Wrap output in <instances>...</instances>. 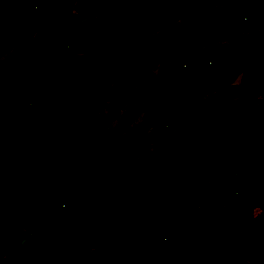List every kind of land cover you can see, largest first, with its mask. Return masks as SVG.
Segmentation results:
<instances>
[{"label": "trees", "instance_id": "obj_1", "mask_svg": "<svg viewBox=\"0 0 264 264\" xmlns=\"http://www.w3.org/2000/svg\"><path fill=\"white\" fill-rule=\"evenodd\" d=\"M73 1L75 0H55L51 4L34 7L22 17L6 19L1 30L0 50L18 45L30 24L35 20L74 13L76 9L71 5ZM201 2L203 0H170L169 2L129 0L127 7L132 11L131 16L97 15L93 20L90 40L85 42L77 39L75 41L76 44L83 45L88 52L93 97H98L104 87H108L106 103L109 113L107 116L103 112L106 105L104 100L98 102L96 99L88 105L86 111L77 117V120L86 122L93 143L102 134L109 132L119 134L124 129H130L131 136L141 140L140 145L153 143L157 148L169 150L196 135L199 124L198 126L195 123L190 124L191 96H174L163 104H156L153 99L167 78L181 64L169 63L167 73L155 77H147L146 70L148 64L155 60V55L149 54L148 26L151 22L158 28L170 31V37H174L177 33H185L184 4L198 3L199 5ZM96 7L93 3V9ZM91 12L92 8L89 7V11L84 14ZM220 17H225V13L220 14ZM198 18L203 24L199 35L214 31L216 25L209 27L208 24L211 21L216 23V18L212 20L208 17L203 19L199 16ZM230 26L231 23H227L225 27ZM22 52H27L25 47L17 50L15 64L20 62ZM32 52L36 62L38 52L35 50ZM248 55V49L238 50L233 59L226 62L228 66L225 67L215 65L211 68L209 63L200 64L206 72V81L197 85L194 97L197 102H200L205 92L229 89L231 78L239 74L241 68H244L243 83L234 85L238 91L233 92V95L242 96L244 100L242 98V101L238 103L229 100V103L225 104L219 113L213 115L212 122L216 124L209 132L226 126L228 130L235 129L243 133L246 128L239 125L228 127L225 122L232 114L237 113L240 107H244L248 116L258 121L256 127L250 128L248 137L253 145L257 137L264 133V108L258 101L260 96H264V72L262 70L264 62L261 64L258 61L253 62V68L249 70L246 61ZM138 59L139 62L136 63ZM48 75L56 82L74 78L73 74L67 72L63 66L47 67L34 77L37 80L39 76L37 81H42ZM137 81H143L141 94L151 89L155 92L149 93L151 98L141 103L139 107L128 109L129 89ZM5 91V73L0 69L1 98ZM58 92L59 89H52L51 96L38 95V98L33 101L37 111L31 115L22 114L18 117L7 115L0 118V166L6 167L14 178L13 181H9V188H14L16 192V204L23 206L29 183L33 177H37L46 189L45 201L50 202L52 193L60 192L58 182L62 174L69 173L73 165L79 163L82 168L80 171L90 176L91 181L100 190L101 197L99 200H95L91 195H76L67 198V201L78 200L80 207V214L73 224H65L59 218L44 215L25 216L19 219L16 215L12 216L15 212L8 207L0 208V223L30 231L33 239L38 238L40 234H44L48 241L64 239L61 264H105L108 260L109 249L112 246L115 247L117 240L127 234L126 227H132L140 221L159 224L161 227L164 225L172 227L178 224L180 231H182L183 222H192L197 228L206 231L221 225L229 227L239 222L252 225V222L245 219V215H248L246 211L261 206L260 202H257V193L259 189H264V182L257 183L258 179L255 174L250 177L241 174V178L252 177V180L246 186L236 190L235 176L226 177V172L233 173L236 168H248L249 165L236 167L235 159L219 158L203 146L181 147L178 159L160 157L150 163L145 159L138 160L136 154L127 157L125 162V159L117 152L104 151L98 143H94L92 147L86 145L79 151V159L68 163L60 161V167L38 164L32 150L48 153L63 146L67 140L68 127L60 128L47 121L48 110L54 105ZM175 105L179 106L175 108ZM141 110L145 111L148 125L156 121L157 114H164L166 129L157 136L146 137L143 131L131 128V119ZM122 111L125 114L121 123L112 125V121ZM201 133L203 134L202 131ZM139 143L135 146L136 151H138ZM76 146V143L72 144L71 149H76ZM194 160H202L206 165L197 170L194 166L185 164V162ZM255 162L256 160L251 166L255 169L264 165V163L258 165ZM140 176L145 177L143 182L139 181ZM171 183L178 186L176 193H171L169 190L164 191V188ZM184 185H186L185 190H183ZM192 189L196 191L192 192ZM123 191L152 195L153 203L132 206L127 202ZM236 194L239 195L236 196ZM111 197H118L122 201L113 202ZM262 209L264 210V204ZM164 214H166L165 219L162 218ZM227 233L229 238L235 235L233 229L228 230ZM173 235H167V237ZM111 236L112 241L109 244L108 240ZM175 236L181 245L190 241L187 235L181 232L176 233ZM249 236L251 238L249 250L251 264H264V226L258 235L254 229H250ZM159 237L162 239V235ZM163 244L162 241L159 243L160 248L155 255H146L149 264L167 263ZM228 244L231 246V240ZM36 249L37 246L29 242L15 260L5 264H24ZM229 255L231 254L228 249L223 256Z\"/></svg>", "mask_w": 264, "mask_h": 264}, {"label": "rangeland", "instance_id": "obj_2", "mask_svg": "<svg viewBox=\"0 0 264 264\" xmlns=\"http://www.w3.org/2000/svg\"><path fill=\"white\" fill-rule=\"evenodd\" d=\"M128 1L75 0L71 4L76 9L74 13L37 19L30 24L18 45L0 50V69L5 73L6 80L5 94L2 98L0 97V118L7 115L11 117H18L22 114L31 115L37 111L33 101L38 98V95L51 96L52 89H59L54 105L48 110L47 121L60 128L68 127L67 140L63 146L48 153L32 150L36 162L40 165L60 167V161L68 163L79 159V151L86 145L92 147L94 143H98L104 151L117 152L125 159V162L127 157L136 154L138 160L145 159L150 163L160 157L178 159L181 147L203 146L219 158L235 159L236 167L250 166L243 169L236 168L233 173L226 172V177L235 176L236 190L246 186L252 180V177L241 178V174L248 177L255 174L258 179L257 183H263L264 165L259 166L258 169L251 166L255 160L258 165L264 163V133L259 135L255 143L251 145L248 139L250 128L256 127L258 121L250 118L244 107H240L239 111L232 114L225 122L228 127L239 125L246 128L243 133L235 129L228 130L226 126L209 132L216 124L212 122L214 114L219 113L225 104L229 103V100L237 103L242 101L243 97L235 96L233 92L238 91L234 85L243 83L244 68H241L239 74L231 78L229 89L205 92L200 102H197L194 97L197 85L206 81V72L200 64L209 63L211 68L215 65L225 67L226 62L232 60L234 54L242 50L244 43H247L244 42L246 41V24L242 22H247L243 20V17L250 14L247 8L249 0H203L199 5L198 3L193 5L185 3V33H177L174 37H170V31L158 28L152 22L148 26L149 54L155 55V60L148 64L146 76L165 75L169 63L181 64L160 87L153 98L154 102L163 104L174 96H191L190 124L195 123L197 126L199 124L195 136L169 150L157 148L153 143L140 145L141 140L131 136L130 129H124L119 134L114 132L102 134L95 139L94 143L92 142L90 129L86 122L77 120V117L86 111L88 105L96 99L98 102L104 100L106 105L103 112L107 116L109 113L106 103L108 87H104L98 97H93L88 52L83 45L76 44L75 41L77 39L85 42L90 40L93 20L97 15L131 16L132 11L127 7ZM155 1L169 2L170 0ZM53 2L55 0H0V42L2 41L1 30L6 19L22 17L36 6ZM93 3L97 6L94 9ZM89 7L92 8V12L84 14L89 11ZM223 13L225 17L221 18L220 14ZM198 15L203 19L207 17L211 20L217 19L216 23L211 21L208 24L209 27L216 25L213 32L208 31L199 35L203 24ZM227 23H231L229 28L225 27ZM21 47H25L27 52H22L20 62L15 64L17 50ZM33 50L38 52L36 62ZM250 59L252 58L248 55L247 68L252 70ZM136 61L138 63L139 59ZM61 66L73 74L74 78L56 82L49 75L42 81H37L39 76L37 80L34 77L47 67ZM142 86L143 81H137L130 87L127 97L128 109L139 107L141 103L151 98L149 93L155 92L151 89L141 94ZM258 101L264 108V96H260ZM178 106L175 105V108ZM124 114L125 112H120L119 116L112 121V125H119ZM130 125L131 128L143 131L146 137H152L166 129V118L162 113L157 114L156 121L148 125L145 111L141 110L133 116ZM75 143L77 148L72 150L71 145ZM138 143V151H136L135 146ZM185 164L192 165L197 170L206 165L202 160L185 162ZM81 169V165L75 163L69 173L62 174L58 182L60 192L52 193L50 202L45 201V187L41 185L37 177H33L26 190V200L23 206H18L15 202L16 192L14 188H9V181H13L14 178L6 167L0 166V208L13 209L16 214L12 213V216L16 215L19 219L25 216L44 215L59 218L65 224H73L80 214V207L78 200L67 201V198L76 195H91L95 200H99L101 197L97 185L91 181L89 175L81 172ZM144 180V176L139 177V181ZM177 188L175 183H171L164 188V191L169 190L171 193H176ZM185 188L186 185L183 186V190ZM191 191L194 192L196 189ZM123 195L127 197V202L135 207L153 203V196L142 192L123 191ZM111 201L120 203L122 199L111 197ZM257 202H260L261 206L246 211L248 215H245V219L252 222L251 226L247 222H239L229 227L221 225L210 231L197 228L192 222H183L182 231L178 224L172 227L167 225L161 227L159 224L140 221L132 227L127 226V234L117 240L115 247L112 246L109 249L108 260L105 264H149L146 255H155L160 248L161 241L164 243L166 264H251L249 234L250 229H254L256 235L260 234L264 226V210L262 209L264 189H259ZM162 218L165 219L166 214ZM230 229L235 231V235L229 238L227 232ZM157 231L159 233H156ZM29 232L0 223V264L15 260L29 242H33L37 249L32 252L31 258L24 264H61L65 240L48 241L44 234L33 239V235ZM178 232L186 234L190 241L181 245L175 236ZM159 235H162V239ZM167 235L173 236L167 237ZM229 240H231V246L228 244ZM111 241L112 236L108 243L110 244ZM228 249L231 255L224 257Z\"/></svg>", "mask_w": 264, "mask_h": 264}, {"label": "crops", "instance_id": "obj_3", "mask_svg": "<svg viewBox=\"0 0 264 264\" xmlns=\"http://www.w3.org/2000/svg\"><path fill=\"white\" fill-rule=\"evenodd\" d=\"M247 8L250 14L243 17L247 22H242L246 24L244 42H247L243 49H248L251 63L258 61L261 64L264 62V0H249Z\"/></svg>", "mask_w": 264, "mask_h": 264}]
</instances>
